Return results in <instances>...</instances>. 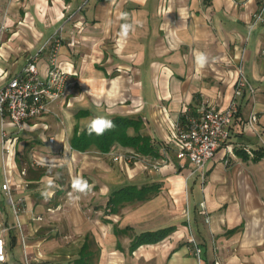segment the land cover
<instances>
[{"label": "crops", "instance_id": "0c3cea01", "mask_svg": "<svg viewBox=\"0 0 264 264\" xmlns=\"http://www.w3.org/2000/svg\"><path fill=\"white\" fill-rule=\"evenodd\" d=\"M258 4L0 0V85L62 26L59 61L70 80L52 111L21 129L0 115V226L8 227L0 264H24L18 220L31 264H264V30L252 26ZM125 24L132 28L122 37ZM48 53L47 46L37 63L41 77ZM239 67L249 85L236 96L229 138L202 176L177 156L176 125L203 100L227 105ZM97 117L126 122L127 142L101 144L90 135ZM123 150L144 157L114 158ZM6 176L18 214L3 188ZM76 179L88 188L75 189Z\"/></svg>", "mask_w": 264, "mask_h": 264}, {"label": "built area", "instance_id": "2783aa9c", "mask_svg": "<svg viewBox=\"0 0 264 264\" xmlns=\"http://www.w3.org/2000/svg\"><path fill=\"white\" fill-rule=\"evenodd\" d=\"M234 1L239 5H244L247 0ZM258 3V8L253 13L252 26L261 23L264 30V0H258ZM62 28L63 26L52 35L39 51L29 56L27 64L21 71L15 73L7 83L0 85V115L2 121L9 117L17 128L21 129L26 119L51 112V104L67 92L70 85L69 75L61 67L59 61L60 48L63 42ZM47 46L49 47L48 71L45 77H41L37 63ZM247 85H249V80L242 68L239 67L234 83V94L227 105L218 106L210 101L203 100L197 114L184 112V120L177 123L176 132L179 143L177 156L179 158L187 157L193 163V172L204 176L206 164L229 138L230 123L239 111L236 96L242 94ZM2 134H6L4 129ZM50 139L54 140V136H51ZM113 156L116 159L127 161L139 160L144 157L134 150L115 151ZM3 188L18 214L20 207L13 200L8 176L5 178ZM187 208V211L186 209L185 211L189 214V206ZM200 212L205 215L206 220H209L205 201L200 203ZM33 219L42 220L43 216L36 215ZM17 226L24 244L25 263L29 264V258L26 255L27 241L19 220ZM7 229L8 227L0 226V257H2L0 263L7 260L5 237ZM192 240L196 245L195 253L200 257L202 248L194 238Z\"/></svg>", "mask_w": 264, "mask_h": 264}, {"label": "clouds", "instance_id": "9594fccd", "mask_svg": "<svg viewBox=\"0 0 264 264\" xmlns=\"http://www.w3.org/2000/svg\"><path fill=\"white\" fill-rule=\"evenodd\" d=\"M131 28L132 25L129 24L123 25L121 36L126 37ZM196 59H197V63L202 66L206 62L207 57L203 53H201L197 55ZM113 127H114V123L111 120H108L104 117H97L93 119L90 125L88 126V132L90 135L93 132H95L97 135H102L104 131L110 130ZM73 187L77 190L83 191L88 188V183L87 181L76 179L73 181Z\"/></svg>", "mask_w": 264, "mask_h": 264}, {"label": "trees", "instance_id": "16d2710c", "mask_svg": "<svg viewBox=\"0 0 264 264\" xmlns=\"http://www.w3.org/2000/svg\"><path fill=\"white\" fill-rule=\"evenodd\" d=\"M114 123V127L111 128L110 130H106L104 131V133L102 135H95V138L98 139L99 141H101V144H104V143H108L110 140V138L112 139H118V140H121L122 142L126 143L127 140L124 139L125 138V135H124V128H125V125H126V122L122 121V119L118 118V119H114L112 121ZM98 141V142H99ZM135 148L139 149L141 152L142 151H146L143 146H140L138 144L134 145ZM104 150L107 149V146L104 147L102 146ZM138 152V151H137ZM139 152V153H141ZM142 154V153H141Z\"/></svg>", "mask_w": 264, "mask_h": 264}, {"label": "rangeland", "instance_id": "374dc122", "mask_svg": "<svg viewBox=\"0 0 264 264\" xmlns=\"http://www.w3.org/2000/svg\"><path fill=\"white\" fill-rule=\"evenodd\" d=\"M187 206H188V203H187V201H186V204H185V209H186V211H187V209H188ZM185 209H184V211H185ZM186 211H185V212H186ZM22 229H23V228H22ZM23 232H24V235H25V231H24V229H23ZM25 239L27 240L26 235H25ZM22 246H23V249H24L23 240H22ZM37 246H38V245H37ZM27 249H29V248H28V244H27ZM15 251H16V253H17V254H16L17 256H19L20 254H22L21 251L19 252V246L16 248ZM23 255H24V264H26V263H25V253H23ZM26 255H27V258H29L28 251H27ZM28 261L30 262V258H29ZM29 264H31V262H30Z\"/></svg>", "mask_w": 264, "mask_h": 264}]
</instances>
